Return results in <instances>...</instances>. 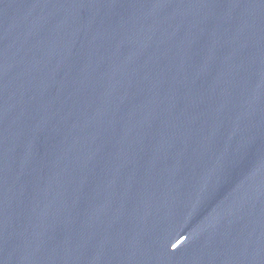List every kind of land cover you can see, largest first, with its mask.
<instances>
[{"label": "water", "instance_id": "obj_1", "mask_svg": "<svg viewBox=\"0 0 264 264\" xmlns=\"http://www.w3.org/2000/svg\"><path fill=\"white\" fill-rule=\"evenodd\" d=\"M0 264H264V0H0Z\"/></svg>", "mask_w": 264, "mask_h": 264}]
</instances>
